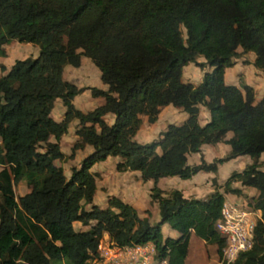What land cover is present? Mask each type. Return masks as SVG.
Segmentation results:
<instances>
[{"label":"trees","instance_id":"trees-1","mask_svg":"<svg viewBox=\"0 0 264 264\" xmlns=\"http://www.w3.org/2000/svg\"><path fill=\"white\" fill-rule=\"evenodd\" d=\"M10 40L33 43L38 52L15 58L0 74V264L60 259L91 264L103 232L110 245L151 241L155 257L166 264H184L192 232L214 243L225 264V240L215 227L224 201L218 186L238 194L233 181L256 190L246 204L259 210L251 245L233 262L264 264V163L258 159L264 152V93L255 99L250 85L224 81V68L234 63L238 47L252 52L248 62L264 72V0H0V55ZM81 55L106 85L89 87L103 102L87 111L71 102L82 87L62 76L64 65L78 66ZM197 56L209 69L197 83L182 80V66ZM55 98L65 106L58 121L49 115ZM166 104L183 110L184 120L168 123L155 140L137 141L141 115L153 122ZM198 104L208 111L202 124ZM106 112L113 114L111 123L102 117ZM73 118L79 139L72 150L88 143L92 151L65 177L53 159L63 157L57 140ZM215 142L229 145L225 156L186 162L187 153ZM241 154L251 161L220 185L212 178L213 189L204 197H184L177 188L163 191L156 185L161 176L214 171L217 163ZM107 155L120 157L118 170H138L142 180H152L156 222L115 196L104 207L91 202L95 183L89 167ZM19 179L29 190L15 198L12 185ZM74 220L87 227L75 229ZM163 222L177 236H163Z\"/></svg>","mask_w":264,"mask_h":264},{"label":"crops","instance_id":"crops-1","mask_svg":"<svg viewBox=\"0 0 264 264\" xmlns=\"http://www.w3.org/2000/svg\"><path fill=\"white\" fill-rule=\"evenodd\" d=\"M11 46H18L19 48H27L29 47L30 49H33V52H30L28 55H32V56H35L38 52V46L33 44V43H30V42H19V41H16V40H10L9 42L7 43H4L3 44V47L4 48V55H0V64L4 67L2 70L0 69V74L4 73L8 68L9 66L12 64L13 60L12 61H9V62H5L4 61V58L7 57V55L9 54V50ZM9 48V49H8ZM36 52V54H35ZM23 57V56H22ZM22 57H16V58H22ZM84 57L86 56H83L81 55L80 56V62H79V65L78 66H72V65H69V64H65L64 67H63V71H62V76L64 79L68 80V81H71L73 82L77 87H82V89L76 93L75 95L72 96L71 98V102L73 104V106L75 108H78L82 111H87L91 108H93L94 106L98 105V104H101L103 102V97L101 95H96V96H91L90 99H88L87 101L90 102L88 105L86 104V101H84L83 103L80 102V100L78 101V96L79 94L82 92H85V93H88L89 92V88H83V84L79 85L77 84V80H76V77L75 78H71L69 79L67 77V75L65 74V71L67 72H73V73H77L79 74V79H87L88 77V69L92 70L93 73L97 74V76L99 75V71L98 69L96 70L94 67H92L91 65L89 66L88 63H86V61H84ZM87 58V57H86ZM252 60V59H250ZM85 63V64H83ZM94 65V64H93ZM232 65L236 66V65H239L237 62H234ZM251 65V64H250ZM95 66V65H94ZM229 67H232L233 66H226L224 68V81L227 82V83H233V84H236V82L234 83L233 79H231L232 81H226L225 80V76L227 74V68ZM237 68H239L237 66ZM76 74V75H77ZM84 85H88V84H84ZM237 85V84H236ZM106 85L104 83L101 82V85L98 87L100 89H105ZM259 96H257L258 98ZM87 99V98H86ZM176 108L175 111H173L172 109ZM64 109H65V106L62 104L61 100L59 98H55L53 100V103H52V107L49 111V115L54 119V120H60L62 117H63V113H64ZM165 110H167L168 112V115L165 114ZM165 114V115H164ZM159 116H162L161 119L163 123L162 127H161V130H163L165 128V126L168 124V123H180L181 121L184 120V118L186 117V113L181 110L180 108L178 107H174L173 105L171 104H166V105H163L160 107L158 113H157V116H156V119L152 122L154 123L155 121L158 120ZM173 117L174 120H168L170 117ZM103 119L107 122V123H111L112 120H113V114L111 112H106L105 114H103ZM176 117V119H175ZM143 115H141V122H140V125L138 127V129L136 130L135 134H134V138L139 141V142H147V141H143V140H140L138 138L140 132H141V129L143 127ZM204 119L205 121L208 119V114L207 116H204ZM145 120H146V116H145ZM204 121V122H205ZM199 122V121H198ZM204 122H199L200 124L204 123ZM147 124H150L149 122L146 121ZM76 128H77V120L75 118L71 119L68 124H67V128H66V131L63 132L57 142H58V146H59V149L60 151L63 153V157L60 158V159H53V163L55 165H59L61 166L62 168V171H63V174L65 175V177H68L69 173H70V170H68V168H65L64 165H63V159L66 160V161H72L71 165L72 166H79L80 164V161L81 159L86 155L88 154L89 152L92 151V146L88 143H84L82 146L80 147H76L72 150V145L73 143L79 139V136L78 134L75 132L76 131ZM160 130V131H161ZM230 132H226V137H229L230 136ZM48 140L50 141H54V137L52 135H49L48 137ZM219 144H222L224 146V144L226 145L227 143H224V142H215V143H202L200 145V148L198 151L196 152H189L186 154V162L188 164H193V163H198L200 161L201 158H203V160H205L206 162H209L210 161V158H209V155H208V151H212L211 149L214 147V146H217ZM229 150V148H228ZM227 150V152H228ZM208 155V156H207ZM202 156V157H201ZM262 152L260 153L258 159L259 160H264V157H262ZM120 160V157L118 155H107L104 159H101V160H97L95 162L92 163V165L89 167V171L90 172H101L103 171V169H101V167H105V164H109L110 166L113 167V169L115 170V172L122 177V180L126 183H130L132 185V183H134L138 188H140L141 186V183L142 185L146 186V189H148L151 184H152V180L151 179H146V180H141L140 179V173L138 170H128V169H125V170H122V171H118L116 170V162ZM228 161H233L231 164L228 165V168H224L225 170L223 171V168L221 169L223 171V174L221 176H218L216 175L218 172H219V168L222 167L223 164H225L226 162ZM251 161V158L247 155V154H241V155H237V156H234V157H231V158H228L226 160H223L222 162L220 163H217L216 164V169L214 171H206V170H198L196 171L195 173H193L190 177L188 178H180L176 175H172V176H161L157 179V185L161 188V189H171V188H177L181 191L182 195L184 197H204L206 194H208L213 188H212V185L211 184V179L213 177L216 178V181L221 183L225 178L226 176L232 171V170H240L246 163L250 162ZM216 173V174H215ZM101 174V173H100ZM115 175V174H114ZM132 176V178H130ZM179 179H178V178ZM178 180H181V182L184 184L183 186H177V182ZM221 181V182H220ZM117 186L119 187H122L119 182L116 184ZM232 186L234 187H238L240 189V193H231V192H224L223 190H221V188H218L222 193H223V196H224V201L223 202H233L235 201L236 198H239V197H245V195L250 199L251 196H253L255 193H256V190L252 187V186H247V185H242L240 184L239 181H233L232 182ZM29 190V188L26 189L25 192H27ZM109 190V189H108ZM106 190V191H108ZM113 190V189H112ZM117 192L115 190H113L110 194H115L116 196H119L118 194H116ZM134 194H132V198L131 199H128L127 197H122L120 196L119 198L125 202H128L129 204H131L134 208H136V202L134 201L133 198H137L140 196V192H132ZM97 195V183L95 184V189H94V192H93V195H92V199H91V202L94 203V204H98L97 201H95V197ZM105 200V199H104ZM105 203V204H104ZM99 205V204H98ZM106 206V202L104 201L103 202V205H99V207H104ZM254 213L256 216H259V210L258 209H253ZM77 220H74L72 221V226H74V222H76ZM160 230L162 232V235L163 236H171V237H175L177 235L174 234L173 228H170L168 226L167 223L163 222L160 224ZM178 234V233H177ZM194 234L191 232L189 234V242H188V248H187V253L189 251V243H190V239L192 238ZM149 241H147L148 243ZM200 242L202 244H204V241L202 239H200ZM151 242H149L148 244H150ZM188 254H186V257H187ZM186 257L184 259V264H185V260H186Z\"/></svg>","mask_w":264,"mask_h":264},{"label":"rangeland","instance_id":"rangeland-1","mask_svg":"<svg viewBox=\"0 0 264 264\" xmlns=\"http://www.w3.org/2000/svg\"><path fill=\"white\" fill-rule=\"evenodd\" d=\"M180 30L182 33V36H185V32H184V28L183 26L180 25ZM4 44V43H3ZM3 44L1 45V47H3ZM9 54L7 55L6 58H4V61L7 63L9 61H12L13 59H15L16 57H25L27 56L30 52H33V49H30L29 47L27 48H19L18 46H11L9 47ZM8 48V49H9ZM4 49V48H3ZM5 51V50H4ZM237 51L239 52V54L234 57L233 61L237 62L239 65H230L233 66L227 68V74L225 76V80L226 81H232L231 79L235 80L233 81L234 83L236 82L237 85H240L241 83H245L251 86V88L253 89V94H254V98L257 99V96H261L264 93V72L260 69L255 68L250 62L253 58V53L252 52H244L241 53L240 52V48H237ZM36 54V52H35ZM84 61H86V63H88V65L94 67L97 70V67L93 65V63L90 61L89 58L84 57L83 58ZM248 60H250V62H248ZM85 64V63H83ZM251 64V65H250ZM237 66L239 68H237ZM209 69L208 66L206 65V63L204 62V59L202 56H197L195 62H188L187 64L182 66V70H181V79L184 81H189L192 83H197L200 79L201 76L203 74V72ZM63 71V69H62ZM1 72V71H0ZM65 74L67 75V77L69 79H73L75 78V76L79 77V74H75L72 71L71 72H66ZM88 77L87 79H79L76 77L77 80V84H83V88H89L91 86L94 87H99L101 85V80L99 79V75L97 76V74L93 73L92 70L88 69ZM88 84V85H84V84ZM89 92L85 93V92H81L78 96V101L80 100V102H84L86 101V104L88 105L90 102H88L87 100L90 99L91 96H96L94 94H92V92L90 91V89H88ZM258 97V98H259ZM87 98V99H86ZM173 111L176 110V108L172 109ZM165 114L168 115L167 110H165ZM164 114V115H165ZM208 111L207 108L202 105V104H198V114H197V120L199 122H204V116H207ZM143 127L141 129V132L138 136V138L140 140L143 141H151V140H155L159 137V131L161 130V127L163 125L162 120V116H159L158 120L155 121L154 123L149 122L150 124H147L145 120V115H143ZM176 119V117H175ZM168 120H174V118L171 116ZM148 122V121H147ZM229 148L228 144H224V146L222 144H219L217 146H214L210 151H208V155L210 158V161H213L215 158L217 157H223L226 155L227 150ZM156 151H159V147L155 148ZM207 155V156H208ZM262 157H264V152H262ZM202 157V156H201ZM203 159V158H202ZM63 161V165L65 168H68V170H70L71 168V163L72 161H66V160H62ZM205 161V160H204ZM209 161V162H210ZM264 163V160H262ZM206 162V161H205ZM233 161H228L225 164L222 165L221 168H219V172L216 174L218 176H221L223 174V171L225 170L224 168H228V165L231 164ZM76 166V164H75ZM223 168V171L221 170ZM101 169H103V171L99 172H94V183H97V195L95 197V201L98 202L99 205H103V202L105 201L107 204L108 198L111 196H115V197H127L128 199L132 198V192H140V196L137 197L136 199H134V201L136 202V211L140 216H146L148 221L153 223L156 222L159 219V215H158V208H157V202L152 200L150 198L149 192H150V187L148 189H146V186L142 185L140 188H138L134 183H132V185L130 183H126L122 180V177L119 176L115 170L113 169L112 166H110L109 164H105V167H101ZM116 170H118L116 168ZM129 170V169H128ZM118 171H122V170H118ZM115 174V175H114ZM132 178V176L130 177ZM178 178V177H177ZM215 178V177H213ZM141 179V178H140ZM179 179V178H178ZM142 180V179H141ZM216 181V178H215ZM119 182V184L122 187L117 186L116 184ZM221 182V181H220ZM223 182V181H222ZM221 182V183H222ZM217 185H220L221 183L217 182ZM177 186H183L184 184L181 182V180H178L177 182ZM157 185V182H156ZM212 185V184H210ZM158 186V185H157ZM159 187V186H158ZM13 188V193L15 198L18 195H21L23 193H25L26 189L29 188V186L27 185V183L25 182L24 179H19L17 181H15L12 185ZM213 188V187H212ZM218 188H221V190H223V187L220 185V187L218 186ZM109 189V190H108ZM115 190L119 196H116L115 194H110L113 190ZM108 190V191H106ZM163 191H168L169 189H162ZM219 190V189H218ZM134 197V196H133ZM105 199V200H104ZM246 201H249V198L245 195V197H239L236 198L234 202L243 205L244 203H246ZM96 204V205H98ZM105 204V203H104ZM90 205V203H86L84 205L85 208H88ZM98 205V206H99ZM253 217L254 220L258 217L255 215V213L253 212ZM74 228L75 229H85L87 227V225L82 224L79 221L74 222ZM174 234L177 235V231L173 230ZM109 239H108V235L106 232H103L99 243L97 245V249L94 253L91 254L90 257V261L93 264H97V263H101L104 255V251L106 250V246L109 243ZM151 242V241H149ZM148 242V243H149ZM152 244V242L150 243ZM148 245V249L151 248L152 246V263L153 264H164L165 259H157L155 257L156 251L153 247V245ZM147 249V251H148ZM187 257L185 260V264H220L221 260H218L217 255H216V251H215V244L214 243H204L202 244L200 242V238L193 235L192 238L190 239V243H189V251L187 253ZM107 256V254H106ZM49 264H68L65 259H60L59 261H50Z\"/></svg>","mask_w":264,"mask_h":264},{"label":"built area","instance_id":"built-area-1","mask_svg":"<svg viewBox=\"0 0 264 264\" xmlns=\"http://www.w3.org/2000/svg\"><path fill=\"white\" fill-rule=\"evenodd\" d=\"M253 212V208L246 203L241 205L234 201L223 202L220 210L221 215L215 222V227L225 240L221 256L225 264H235L233 260L237 253L250 247L252 229L255 222L252 215ZM147 244L145 242L142 244L117 246L108 243L104 251L105 256L101 263L97 264H153L151 260L153 248L151 246L148 249ZM163 261L166 264L165 260Z\"/></svg>","mask_w":264,"mask_h":264}]
</instances>
